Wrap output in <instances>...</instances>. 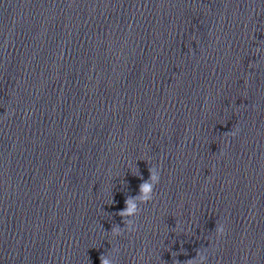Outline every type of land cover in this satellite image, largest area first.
I'll list each match as a JSON object with an SVG mask.
<instances>
[{"label": "clouds", "instance_id": "obj_1", "mask_svg": "<svg viewBox=\"0 0 264 264\" xmlns=\"http://www.w3.org/2000/svg\"><path fill=\"white\" fill-rule=\"evenodd\" d=\"M149 173H150L149 180H143V177H141L143 182L140 183L139 185V194L135 196H131V195L127 196L124 201L125 207L116 213L117 215L123 218L125 227L124 228L113 227L111 229V235L113 237L122 235L125 228L129 231L134 230L132 218L136 217L140 212V208L137 207L135 203L136 200H139L140 204H145L152 201L154 197V187L159 183L160 176H159V172L154 166L149 168ZM224 231H225L224 226L222 224H218L215 229L216 234L218 236L222 235ZM112 251L118 252L119 249H113ZM99 259H100V264H115V261L111 258V254L101 253ZM205 260L206 257L203 255V253L197 252L196 258L188 260L187 264H204ZM177 264H180V262L177 261Z\"/></svg>", "mask_w": 264, "mask_h": 264}]
</instances>
